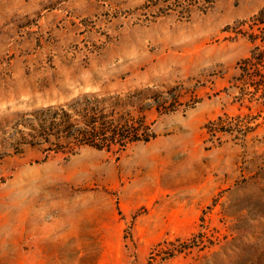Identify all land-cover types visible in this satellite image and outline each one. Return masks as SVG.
<instances>
[{"label":"rangeland","instance_id":"374dc122","mask_svg":"<svg viewBox=\"0 0 264 264\" xmlns=\"http://www.w3.org/2000/svg\"><path fill=\"white\" fill-rule=\"evenodd\" d=\"M262 6L0 0V264H264V98L226 30ZM137 91L149 141L17 143L35 110Z\"/></svg>","mask_w":264,"mask_h":264},{"label":"trees","instance_id":"16d2710c","mask_svg":"<svg viewBox=\"0 0 264 264\" xmlns=\"http://www.w3.org/2000/svg\"><path fill=\"white\" fill-rule=\"evenodd\" d=\"M180 1H186L189 8L197 0H176ZM202 1L212 4L214 0ZM227 29H232L236 36L250 43L249 54L239 62L237 80L243 81L241 85L253 87L249 91L251 96L264 98V6L249 18L235 21L233 26L227 25ZM140 94L141 91L124 95H83L62 106L35 110L29 113L24 124L28 131H17V143H28L30 146L42 143L54 152H70L83 145L123 150L132 142L149 141L154 137L151 123L146 120L150 105L133 100ZM238 118L240 116L230 117L223 113L209 121L206 127L211 132L230 131L237 121L240 122ZM251 129L249 126L244 130Z\"/></svg>","mask_w":264,"mask_h":264},{"label":"crops","instance_id":"0c3cea01","mask_svg":"<svg viewBox=\"0 0 264 264\" xmlns=\"http://www.w3.org/2000/svg\"><path fill=\"white\" fill-rule=\"evenodd\" d=\"M84 15H86V12H84ZM249 50H250V48H249ZM248 54H249V51H248ZM248 54H247V55H248ZM247 55H246V56H247ZM218 116H219V115H218ZM258 126H259V125H257L255 128H257ZM255 128H254L253 130H255Z\"/></svg>","mask_w":264,"mask_h":264}]
</instances>
